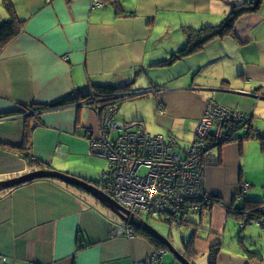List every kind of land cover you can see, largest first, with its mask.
<instances>
[{
    "label": "crops",
    "instance_id": "1",
    "mask_svg": "<svg viewBox=\"0 0 264 264\" xmlns=\"http://www.w3.org/2000/svg\"><path fill=\"white\" fill-rule=\"evenodd\" d=\"M94 1L12 0L24 27L0 44V181L40 169L9 146L23 144L45 166L98 180L96 171L84 161L94 159L89 138L100 130L98 115L90 107L74 103L45 107L84 98L96 87L129 86L127 93L144 91L136 99L145 95L152 99L159 120L174 136L176 121L183 126L186 120L193 121L196 134L211 99L250 114L253 127L264 135V0L256 11L242 15L225 38L215 37L199 52L167 66L159 64L187 45L188 30L222 24L231 4L246 0H119L133 16H119L110 2L100 0L104 5L95 6ZM160 16L168 18L163 27L156 26ZM9 17L0 0V20ZM223 47L241 52V63L233 67L245 81L240 88L227 85V71L233 65L225 66L223 58L230 56L220 50L206 54L208 48ZM212 64L220 71L217 75L227 80L226 85L219 86L216 79L204 75L194 79ZM173 80L176 83L170 85ZM140 82L151 85L136 89ZM33 105L45 108L33 111ZM256 140L228 141L213 150L214 159L206 164V189L216 200L208 213L214 229L208 239L195 243L201 254L221 243L219 232L225 233L228 208L243 207L245 201L262 202L264 208V151ZM244 184L250 186L240 198ZM251 225L258 233L248 241L259 248L264 225ZM122 226L126 223L93 196L57 179H37L2 189L0 263L146 264L156 246L135 232L117 235ZM164 257L151 264H163ZM217 264L264 261L259 256L250 262L226 259L219 253Z\"/></svg>",
    "mask_w": 264,
    "mask_h": 264
},
{
    "label": "built area",
    "instance_id": "2",
    "mask_svg": "<svg viewBox=\"0 0 264 264\" xmlns=\"http://www.w3.org/2000/svg\"><path fill=\"white\" fill-rule=\"evenodd\" d=\"M94 5L104 3L95 0ZM118 97L82 101L100 120L98 134L89 138L90 151L109 161L110 171L106 174L109 182L100 188L138 221L177 218L211 206L214 199L205 185L206 164L214 159L216 147L230 141L240 131L250 130L252 116L211 99L205 105L194 140L187 148L177 150L173 137L166 140L161 135L152 136L140 122L115 119L118 105L108 102ZM113 131L119 132L116 139L111 138ZM249 186L243 185L238 194L240 198ZM256 224L264 225V219ZM134 232L135 228L128 224L116 231L117 235L127 236ZM158 252L156 255L161 258L170 254L165 249Z\"/></svg>",
    "mask_w": 264,
    "mask_h": 264
},
{
    "label": "rangeland",
    "instance_id": "3",
    "mask_svg": "<svg viewBox=\"0 0 264 264\" xmlns=\"http://www.w3.org/2000/svg\"><path fill=\"white\" fill-rule=\"evenodd\" d=\"M167 19H168L167 16H160L156 20V26L163 27ZM2 22L3 21L0 20V24ZM218 50H220L223 54L227 53L228 54L227 56H230L229 58L227 57L223 58L225 66L233 65L232 68L228 69L227 71L226 77L230 79V83L232 82V84L227 82L228 87L234 88V89L242 87V85L245 84V81L240 77L238 73V69L234 70L236 69V67L233 68L234 64L241 63L242 61L241 52H238L236 48L229 49L228 47H223L222 49L208 48L206 50V54L208 52H215ZM201 55L204 56V54H201ZM200 57L201 56L199 55V58ZM215 67H216V64L205 66L203 70L201 71V73L195 76L194 79L198 80L200 76L204 75L206 76V78L210 79L211 81H214V79H216L219 83L218 84L219 86L226 85L224 82L226 79L222 80V77L217 75V74H220V71L214 70ZM150 83L151 82H147L146 85H144L142 84V82H140L135 86V88L136 89H140V88L147 89L148 86L151 85ZM175 83L176 81L173 80L171 81L170 85H174ZM238 91H241V90H237V92L233 90L234 93H240ZM141 94H143V92L141 91L139 92L132 91L131 93V95H136V97L138 96L142 97ZM126 96H129V95H126ZM136 97H133L134 99L131 98V99L125 100L123 103H121L120 109L118 110L120 120L125 121V122L141 121L144 123L147 129V133L152 136H159L162 134L164 135L166 140L170 139L171 137H173L174 139H175V136L178 137V140H176L178 143L176 145L177 150H181L182 148L186 146L187 143L193 141V139L195 138L194 133L196 130L192 127V122H193L192 120L190 121L186 120L183 126L180 125L178 121H176L175 123L176 130L173 131L175 136L172 134H169L166 130L167 126H164L163 122L159 120L158 112H156V104L154 105V102L152 101V99L146 98L147 95H145V97L143 98L140 97L138 99H136ZM79 102H82V101H79ZM256 141L260 143L261 145L260 140H256ZM251 145H253V143ZM91 156L94 159L90 160V159L84 158V161L87 162L86 164L87 166H89L94 171H96V174L99 177V179L96 181H100L103 175L110 171L109 161L106 158H103L98 155H94L92 153H91ZM142 172L145 173L146 169L143 168ZM98 188L101 189L100 187ZM212 199H216V197L213 195ZM205 211L206 210H204L201 216L198 213H188L184 218L185 220H188L189 222H183L182 224H179L178 221L177 222L175 221L173 224H169L163 221H159V220L157 221L156 219H149L148 222L154 228H156L162 235L170 239V242L176 251L181 252V254H183L188 251V250L186 251L185 242L188 243L192 239L193 241L192 243L194 246V244L197 242L198 239L199 240L208 239L210 236V232L213 231L214 222L212 220V223H210V218L208 217V213ZM134 220H135V216H134ZM218 225H220V218L218 220ZM226 225L227 226L225 229V233L222 234L221 232H219V236L221 237V249H222L220 251V254H222V258L224 256L226 259H228V256H229L234 260H236L237 258H241V259H245L246 262H250L255 257L257 258L259 255H261L264 261V239L258 240V242L260 243L259 248L254 246L250 240L248 241L249 237H254V234L258 233L253 227V225H248L246 228L242 230L241 225H239L237 222L234 221V218L232 215H229V220ZM159 242L162 244L161 241ZM242 243H244L243 244L244 248H242ZM156 250H157L156 252H158L161 249H156ZM165 250H169V249L165 248ZM195 251H196L197 257L194 260L196 256ZM156 252L147 261L148 264H151L152 261H155L158 259L159 256L156 255ZM190 252H191L190 254H192L191 256L192 261H194L195 264H209L210 250L206 251L204 254H201L198 252L197 247L194 246V248H191ZM183 256L187 260H189L184 254ZM163 264H184V263L181 262L175 256V254L170 251V254L164 257Z\"/></svg>",
    "mask_w": 264,
    "mask_h": 264
},
{
    "label": "trees",
    "instance_id": "4",
    "mask_svg": "<svg viewBox=\"0 0 264 264\" xmlns=\"http://www.w3.org/2000/svg\"><path fill=\"white\" fill-rule=\"evenodd\" d=\"M106 2H110L115 7V12L119 16H133L135 15L134 12H127L124 10L120 4L119 0H105ZM114 1V2H113ZM4 7L6 11L9 13V19L3 21L0 24V44L4 45L6 44L10 39L17 36L22 28L24 27V21L19 18V16L16 13L14 4L12 0H3ZM262 4V0H246L243 3L240 4H231V12L230 14L225 18L222 24L218 26H204L198 30H188V40L187 45L183 47L182 49L178 50L176 53L171 55V58L169 60H165L161 62L160 66H167L177 60H181L183 58L188 57L191 54L199 52L201 49H203V46L209 42L211 39L215 37H223L233 32L235 22L244 14L251 11H256L260 5ZM188 28V27H185ZM129 86H122V87H96L92 89L89 94L84 98H75L70 101V99H64L59 102H57L54 106L47 105L48 107H55V106H61L69 103H78L79 101H91L94 98L96 99H103L106 97H114L119 96L118 98L114 99L113 101H109L108 103H114L118 105V109H120L121 103H123L125 100L131 99L133 97H136V95H129L126 96L127 92L130 90L128 89ZM125 92V93H124ZM134 99V98H133ZM105 102L104 104H108ZM44 106L40 105H33L32 110L33 111H40L42 108H45ZM23 112V111H22ZM115 119L122 121L119 119V111L114 117ZM252 118V117H251ZM125 122V121H124ZM130 122H140V121H130ZM142 123V122H140ZM143 124V123H142ZM144 126V124H143ZM145 127V126H144ZM115 134V135H113ZM121 134V132H120ZM119 135V132H111V138L116 139V137ZM251 138H257L261 142V147L264 151V135H261L259 130L253 127V124H251V128L248 132H243L242 136H235L233 140H243V139H251ZM169 140V139H168ZM29 140H26L28 142ZM28 144V143H27ZM12 149H15L20 154H22L25 159L30 164H35L40 167V169H53L51 166H45V163L39 159H36L33 157V155L29 152V148L26 146V144L22 146H15V145H9ZM91 152V151H90ZM93 154V153H92ZM95 155V154H94ZM50 167V168H49ZM88 181V180H87ZM93 183L94 185L98 187H103L105 183L109 182V179L107 178L106 174L103 175L102 179L100 181H89ZM216 199L212 200L213 202ZM262 202H255V201H245V204L243 207H231L227 209L228 215H232L234 219L239 220V223L243 226L242 228L251 225L253 223H256L259 220L264 219V208H262ZM209 213L211 210V207L206 205L204 206L203 210L199 212L198 214L201 216L204 212ZM185 216H178L177 218H170L166 217L163 218V221L169 224H173L175 221L179 224H182L183 222H189L188 220H185ZM158 221V220H157ZM148 222V221H147ZM135 233L138 235H142L147 237L151 243H153L157 249H165V246L159 242L155 237L148 234L144 230L135 228ZM194 234V233H193ZM192 239L187 243L185 242L186 251L183 253L189 261H191L193 264H195L194 261H192V254H190L191 248H194ZM221 251V243H215L212 245L210 249V261L209 264H217L218 255ZM196 254V251H195ZM194 254V255H195ZM167 256V255H165ZM164 257V256H163ZM197 254L194 258L196 259ZM259 257L262 259L261 255Z\"/></svg>",
    "mask_w": 264,
    "mask_h": 264
},
{
    "label": "water",
    "instance_id": "5",
    "mask_svg": "<svg viewBox=\"0 0 264 264\" xmlns=\"http://www.w3.org/2000/svg\"><path fill=\"white\" fill-rule=\"evenodd\" d=\"M126 95H131V93H127ZM251 95L255 96L256 98H259V96L256 95V93H252ZM74 105L83 106L85 104L83 102H79V103H75ZM43 178L57 179L68 185L84 190L85 192L93 196L95 199H97L102 205H105L109 210H111V212L117 218H119L120 221L132 226L133 228L144 230L148 234L155 237L157 240L161 241L184 264H193L191 261L187 260L183 256V254H181V252L176 251L172 246L170 240L164 235H162L151 224H149L146 221H138L136 219L134 220L133 214H131L126 209H124L115 199L111 198L107 193L99 189L93 183L85 180L84 178L74 176L65 172H61L55 169H37L18 177L0 181V191L2 189H7L9 187L18 186L26 182H30L37 179H43Z\"/></svg>",
    "mask_w": 264,
    "mask_h": 264
},
{
    "label": "clouds",
    "instance_id": "6",
    "mask_svg": "<svg viewBox=\"0 0 264 264\" xmlns=\"http://www.w3.org/2000/svg\"><path fill=\"white\" fill-rule=\"evenodd\" d=\"M101 2H103V1H101ZM104 3V2H103ZM262 96V95H261ZM149 223V222H148ZM170 251V250H169Z\"/></svg>",
    "mask_w": 264,
    "mask_h": 264
}]
</instances>
